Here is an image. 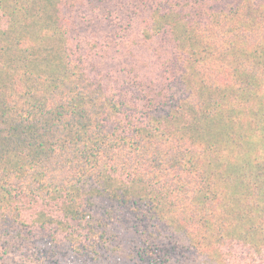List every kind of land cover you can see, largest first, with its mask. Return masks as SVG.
I'll use <instances>...</instances> for the list:
<instances>
[{
	"label": "trees",
	"instance_id": "obj_1",
	"mask_svg": "<svg viewBox=\"0 0 264 264\" xmlns=\"http://www.w3.org/2000/svg\"><path fill=\"white\" fill-rule=\"evenodd\" d=\"M0 260L264 264V0H0Z\"/></svg>",
	"mask_w": 264,
	"mask_h": 264
},
{
	"label": "rangeland",
	"instance_id": "obj_2",
	"mask_svg": "<svg viewBox=\"0 0 264 264\" xmlns=\"http://www.w3.org/2000/svg\"><path fill=\"white\" fill-rule=\"evenodd\" d=\"M46 203H44V205H40L36 203L24 204L23 215L25 220L31 221L35 217L42 219L45 217L44 212H48V211L54 212L55 211L54 207ZM82 234H86V233L83 232ZM0 264H4L3 260H0Z\"/></svg>",
	"mask_w": 264,
	"mask_h": 264
}]
</instances>
